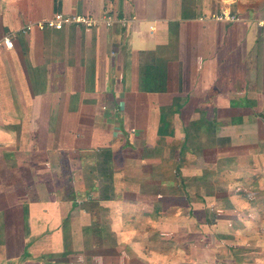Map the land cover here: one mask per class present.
<instances>
[{
  "label": "crops",
  "instance_id": "obj_1",
  "mask_svg": "<svg viewBox=\"0 0 264 264\" xmlns=\"http://www.w3.org/2000/svg\"><path fill=\"white\" fill-rule=\"evenodd\" d=\"M4 38L0 264H187L189 203L264 213V0H0Z\"/></svg>",
  "mask_w": 264,
  "mask_h": 264
},
{
  "label": "rangeland",
  "instance_id": "obj_2",
  "mask_svg": "<svg viewBox=\"0 0 264 264\" xmlns=\"http://www.w3.org/2000/svg\"><path fill=\"white\" fill-rule=\"evenodd\" d=\"M212 181L216 180L211 177L206 184ZM211 185L208 192L214 191L212 187L215 185L213 183ZM195 204V202L189 203L188 213H183L186 214L185 219L173 220L172 223L178 222V226L183 225L186 229L201 231L199 244L197 240H190L192 246L190 245L191 250L188 252L187 264H224L225 258L230 261L232 257L237 262L241 261L238 264H264V213H217L212 206L207 205L203 213L202 210L196 211ZM222 231L227 235L219 234ZM241 258L243 259L240 260Z\"/></svg>",
  "mask_w": 264,
  "mask_h": 264
},
{
  "label": "built area",
  "instance_id": "obj_3",
  "mask_svg": "<svg viewBox=\"0 0 264 264\" xmlns=\"http://www.w3.org/2000/svg\"><path fill=\"white\" fill-rule=\"evenodd\" d=\"M217 20H225V21H236L238 20L237 16H233L231 14H224L218 15L217 17L214 16ZM95 24V21L82 16V15H63L61 13H56L53 15V17L50 20L39 22L35 24L34 26L37 27L39 30H43L46 28H52L55 30H61L65 25H83L86 27L93 26ZM109 25L110 23L107 22ZM32 26H28L27 29H31ZM3 45L5 48L10 49L12 47V43L9 38H4L2 40V43L0 45Z\"/></svg>",
  "mask_w": 264,
  "mask_h": 264
}]
</instances>
